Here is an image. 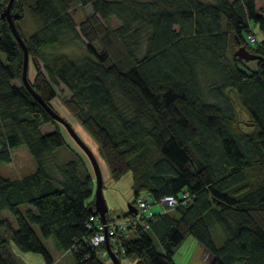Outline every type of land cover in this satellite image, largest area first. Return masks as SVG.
Wrapping results in <instances>:
<instances>
[{
	"label": "trees",
	"instance_id": "trees-1",
	"mask_svg": "<svg viewBox=\"0 0 264 264\" xmlns=\"http://www.w3.org/2000/svg\"><path fill=\"white\" fill-rule=\"evenodd\" d=\"M262 2L14 0L11 16L36 70L31 79L28 67L33 90L53 110L55 88L71 92L67 110L98 144L113 181L131 177L135 208L146 194L156 206L164 197L180 202L153 209L148 226L111 238L113 251L124 250L115 252L120 261L176 264L175 249L192 237L212 255L208 264H264ZM9 3L0 0V163L26 146L37 168L20 179L0 174V264H25L10 252V241L54 264L42 240L51 238L75 264H113L105 243H89L96 178L22 81L24 51L4 15ZM76 5L91 6V15L78 22ZM26 10L39 27L32 35L18 26ZM249 33L258 43H249ZM239 46L259 60L236 58ZM69 47L81 53L62 52ZM49 124L54 129L43 134ZM61 147L70 158L54 170L49 160ZM131 215L128 209L117 217ZM216 225L222 246L213 237Z\"/></svg>",
	"mask_w": 264,
	"mask_h": 264
},
{
	"label": "rangeland",
	"instance_id": "rangeland-1",
	"mask_svg": "<svg viewBox=\"0 0 264 264\" xmlns=\"http://www.w3.org/2000/svg\"><path fill=\"white\" fill-rule=\"evenodd\" d=\"M234 1V0H233ZM261 1V0H259ZM263 3V2H262ZM264 7V3L262 5ZM92 13L91 6H86V8H81L79 5L75 6V19L78 22H81L85 19H87L88 16H90ZM24 19L18 23L19 28L27 35L34 34L39 27H37V24L35 21L32 20L31 17L28 15V11L26 10ZM114 29L118 28L120 23L113 18L111 22ZM253 28H255L256 36L261 38L262 37V31L261 28L253 24ZM65 54H69L72 57H77L78 54L81 53L80 48L76 47H69L66 50L62 51ZM0 58L2 60H5V54L0 52ZM30 74L29 77L33 79L36 75V70H34L32 60L30 61L29 65ZM14 84L20 85L21 82L18 80L14 81ZM57 91L58 97L53 100V107L55 111L60 114L67 122L71 123L74 130L78 133L80 138L86 142V144L91 149L92 153L95 154L96 159L100 166V172L102 174V184H103V195H105V200L107 202L109 212L108 216L110 218H117V215L121 212H127L129 208V203L133 202L134 195L132 194V183L130 182V176H126L125 178L119 180V181H113L108 163L105 162V160L102 158L98 144L91 139V137L88 135L87 132L83 129L81 123L75 118L74 114L71 111H68L64 102L65 100H69L71 97V92L67 90L62 84H60L58 87L55 88ZM243 118L245 117L244 114L242 115ZM54 128L51 124L43 126L42 127V133L47 134L50 131H52ZM62 132L65 134V140L68 144V147L71 149L77 150V152H81L83 157L86 159V162L88 164V169L90 174H92L93 179L95 178L94 170L92 168V165L89 163V160L85 153H83L80 148L78 147L77 143L74 142L73 138L67 133L65 127L61 124ZM58 155L56 157L51 156L49 160V165H52V168L55 170L57 164L61 165L62 162L67 161L70 158V154H68L67 149H61L57 150L56 152ZM12 161L7 163H0V174L4 178H11V179H20L21 176L30 174V172L36 170L37 166L33 159V157L28 152V149L26 146H21L18 149H14L11 153ZM56 158V159H55ZM27 208L29 206H21V209L26 212ZM159 208V209H158ZM159 206H153V209L160 210ZM5 218H8L10 221L13 220L12 215L5 211L3 213ZM34 229L37 230V232L40 234V231L36 226H34ZM212 233L215 242L222 246L224 244V234L221 232V229L218 225L214 226L212 228ZM152 235V234H151ZM10 237V235H9ZM44 241V244L47 248V251H49L52 260L54 261V264H75V261L73 260V256L71 252H63L58 249L56 241L51 239H42ZM153 240L155 246H157V249L159 252L163 251L162 246H160L158 242V238L156 235L153 234ZM201 245L198 244L195 238L188 237L185 239L180 246H178L175 249V252L173 254L174 260L176 264H205L206 259L205 256L203 258V254H201L200 250ZM10 252L13 253L15 257H17L22 263L25 264H48L47 261L44 260L43 256L37 253H31V252H21L17 249L14 242L10 241L9 245ZM131 262V261H130ZM129 263L125 259L121 261V264H127ZM130 264V263H129ZM237 264H243V263H237Z\"/></svg>",
	"mask_w": 264,
	"mask_h": 264
},
{
	"label": "water",
	"instance_id": "water-1",
	"mask_svg": "<svg viewBox=\"0 0 264 264\" xmlns=\"http://www.w3.org/2000/svg\"><path fill=\"white\" fill-rule=\"evenodd\" d=\"M14 0H10V3L8 4V8L6 9L4 15L9 18L11 29L14 32V35L16 39H18L21 48L24 51V65H23V75H22V81L24 82L25 87L28 88V90L38 99V101L44 106V108L51 113L53 119L58 122L59 124H62L67 133L73 138L74 142L77 143L78 147L80 148L83 153L86 154L89 163L92 165V168L94 170L95 178H96V189H95V208H90L91 211H93V214L96 216H100L103 223L107 222V216L106 213L109 211L107 202L105 200V195H103V184H102V174L100 172V166L96 159V156L94 153H92L89 146L84 142L78 133L74 130L71 123L67 122L60 114L55 112L53 108L50 105H47L46 102L43 101V99L36 93V91L33 90L31 83L28 79V67H29V50L26 47L25 41L21 38L18 29L16 28L15 22L11 16V9L12 4ZM234 56L236 58H240L244 61H255L259 60L260 55H255L250 50H247L245 46H239L237 48V51L234 53ZM129 211L132 213H136V208L129 203ZM105 246L107 248L108 256L112 260L113 264H121L120 258L117 257L113 249L110 247V239L108 238Z\"/></svg>",
	"mask_w": 264,
	"mask_h": 264
},
{
	"label": "built area",
	"instance_id": "built-area-1",
	"mask_svg": "<svg viewBox=\"0 0 264 264\" xmlns=\"http://www.w3.org/2000/svg\"><path fill=\"white\" fill-rule=\"evenodd\" d=\"M247 39L250 44L258 43V39L253 33L247 35ZM184 199L189 200V194H184ZM138 206L136 208V213H132L128 217H117L107 219L106 223H103L101 217L98 215H92L87 223V228L93 230V235L90 236L89 243L91 245L97 246L106 243L107 239L115 238L118 234L125 233L129 227H138L139 224L148 226L149 220L155 217V212L153 211V206L155 205L152 201L151 196L146 194L139 198ZM159 204L163 211L170 210L180 204V202L174 197H164L159 200ZM124 253L123 248L119 246L115 247L114 252ZM106 255V252H104Z\"/></svg>",
	"mask_w": 264,
	"mask_h": 264
},
{
	"label": "crops",
	"instance_id": "crops-1",
	"mask_svg": "<svg viewBox=\"0 0 264 264\" xmlns=\"http://www.w3.org/2000/svg\"><path fill=\"white\" fill-rule=\"evenodd\" d=\"M130 178V182H131V177H129ZM159 209V208H158ZM157 209V210H158ZM124 212V211H123ZM119 217V216H118ZM200 252H201V254H203V258H204V256H205V261H206V263L205 264H208L210 261H211V259H212V255L211 254H209V252L207 251V250H205V249H203L202 247H200ZM126 261H128V260H126ZM129 262V261H128ZM130 264H133L132 262H129ZM129 263H127V264H129Z\"/></svg>",
	"mask_w": 264,
	"mask_h": 264
},
{
	"label": "bare ground",
	"instance_id": "bare-ground-1",
	"mask_svg": "<svg viewBox=\"0 0 264 264\" xmlns=\"http://www.w3.org/2000/svg\"><path fill=\"white\" fill-rule=\"evenodd\" d=\"M248 50V49H247ZM255 55H256V53H255Z\"/></svg>",
	"mask_w": 264,
	"mask_h": 264
}]
</instances>
